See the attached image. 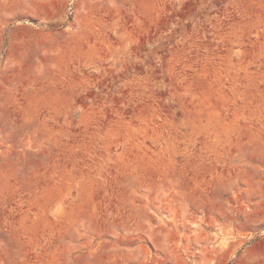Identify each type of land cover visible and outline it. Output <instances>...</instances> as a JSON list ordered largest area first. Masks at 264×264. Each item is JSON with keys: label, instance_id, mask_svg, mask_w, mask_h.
I'll return each mask as SVG.
<instances>
[{"label": "rangeland", "instance_id": "rangeland-1", "mask_svg": "<svg viewBox=\"0 0 264 264\" xmlns=\"http://www.w3.org/2000/svg\"><path fill=\"white\" fill-rule=\"evenodd\" d=\"M0 264H264V0H0Z\"/></svg>", "mask_w": 264, "mask_h": 264}]
</instances>
